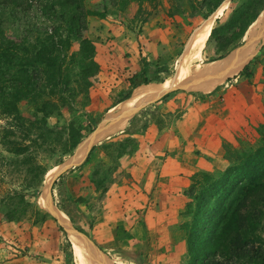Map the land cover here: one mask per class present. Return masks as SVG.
<instances>
[{
	"label": "rangeland",
	"instance_id": "1",
	"mask_svg": "<svg viewBox=\"0 0 264 264\" xmlns=\"http://www.w3.org/2000/svg\"><path fill=\"white\" fill-rule=\"evenodd\" d=\"M11 1L0 0L4 43L11 42L15 47L37 44L36 50H39L41 38L53 36V41L58 42L57 52L49 58L62 69L63 77L54 91L46 75L39 74L41 85L47 89L43 99L52 105L46 122L32 101H23L19 104L21 114L34 122L35 127L15 130L10 136L11 119L0 115V264H75L73 251L72 256L68 255L67 235L39 204L46 175L36 201L30 185L37 173L31 171L40 165L48 172L67 161L114 108L119 96L129 91L131 76L145 64L167 65L173 74L166 79V73L151 74V77L157 75L161 80L165 79L151 85L170 84L175 77L178 57L190 35L221 0H85L86 9L107 15L104 18L88 16L84 23L80 18L81 0H75L72 7L69 4L74 0H15L12 7ZM227 2L214 22V35L201 52L202 62L219 58L234 46L242 45L247 25L264 7V0ZM150 18L158 27L163 26L164 32L168 30L170 36L168 42L165 37V41H160L164 46L147 51L142 49L145 44L142 45L141 40L145 23ZM263 24L264 9L249 43L258 38ZM84 39L91 40L96 47L93 60L84 59L81 51ZM61 41L62 45L59 44ZM122 47L124 52L120 50ZM262 48L254 58L249 77L238 75L242 68L231 74V78L237 76L216 89V94L211 95L216 91H212L215 86L205 89V93L193 94L195 102L208 104L209 112L215 114L209 121L220 128L224 158L230 157L232 163L242 155L241 152H249L260 145L258 128L264 123ZM19 57L24 63L29 61L24 53L20 52ZM173 93L166 102L160 99L134 117L130 114L119 119L115 127L119 133L99 141L88 164L82 167L81 163L71 169L52 186L51 198L56 209L62 211L59 206L65 207L83 230L89 231L92 225L95 226L106 246L102 250L116 264H187V246L181 225L188 220L183 213L191 202L190 185L177 192L181 200L175 202L163 199V194L151 197L144 192L138 180L150 178L146 175L147 163L145 169L142 166L137 174H133L139 156L150 158L147 151L138 153L142 151L141 146L168 143L172 137H179L177 132L172 133L173 123L188 112V99L183 98H188L192 92L177 90ZM177 96L182 100H175L180 107L174 114L167 111L165 105ZM229 104L243 108V113H236ZM138 120L136 128L140 129L131 133ZM207 123L204 119L205 125L200 129L212 126ZM209 130L211 132V129H204V135ZM147 133L149 137L142 141ZM185 136L181 135L182 142L186 141ZM189 140L182 145L178 155L182 162L200 148ZM13 141L29 146L26 156L16 157L9 152L8 142ZM205 147L206 143L201 149ZM230 165L228 162L227 168ZM151 169L154 171L152 165ZM219 171L222 170L210 174L216 175ZM153 177L159 175L154 173ZM9 212L15 220L11 221V216L7 218Z\"/></svg>",
	"mask_w": 264,
	"mask_h": 264
},
{
	"label": "trees",
	"instance_id": "2",
	"mask_svg": "<svg viewBox=\"0 0 264 264\" xmlns=\"http://www.w3.org/2000/svg\"><path fill=\"white\" fill-rule=\"evenodd\" d=\"M84 1L81 0L82 3H80V18L82 17L83 19L81 23H84L88 16L106 17V12L86 9ZM224 1L221 0L209 12L205 20ZM14 2L15 0L11 1V7ZM74 3L75 0L69 4V7H72ZM263 9L264 7L260 12ZM259 14L247 25L244 31L247 38L250 37L256 26ZM70 25H73L72 22ZM41 33L39 32V34ZM214 33L215 30L212 29L211 36ZM5 38V32L2 29L0 20V115L11 119L12 128L10 127L9 132H7L10 136H13L12 133L15 130L34 129L35 127L34 122L22 116L19 107L21 102L32 101L37 112L43 113L45 122L48 116L51 115L49 107L52 105L49 101L43 99L47 89L41 85L42 79L39 74L46 75V79L48 83L52 84L51 88L54 91L63 75L59 65L57 63L53 64L51 58H49V56L57 52L58 42L55 43L53 41V36L45 39L41 38L42 43L39 50H36L38 48L37 44H20L15 47L11 42L4 43ZM59 44L62 45V41ZM236 46L231 50L236 48ZM262 49H264V46ZM81 51L84 54V59L93 60L96 54V47L91 40L84 39L82 40ZM20 52L24 53L25 58L29 60L27 63H24L19 57ZM227 54L219 58L209 59L208 62L224 58ZM255 59L238 75L249 77ZM155 73H166V79L173 74V71L169 70L167 65L145 64L143 69L131 78L129 91L121 95L113 107L130 99L133 90L135 91L139 87L149 86L151 83L165 80H161L157 75L156 77H151V74ZM220 88L218 87L217 89L219 90ZM218 90L211 95L216 94ZM173 95L174 93L166 95L161 102H166ZM258 133L261 137L260 145L249 152H241L242 155L237 157V160L233 163L230 162L229 157L227 160L231 163L229 168L219 171L216 175L200 172L192 176L188 192L191 202L187 204L183 213V216L188 218V220L181 225L187 246V264H264V123L258 128ZM8 144L9 152L16 157L24 154L26 156L29 151V146L24 143L13 141L8 142ZM95 151L96 147L90 151L82 167L89 163ZM31 172L37 173L34 176L33 183L30 185L32 196L37 201L40 195V186L47 171L43 166L39 165L35 166ZM62 176L60 177L62 178ZM59 208L69 216L71 221L64 212L59 211L67 222L70 224L72 222L76 229L90 237L89 233L77 225L75 217L65 207L59 206ZM12 215L13 213L10 214V212L7 214L8 219L11 216V221L15 220ZM60 230L66 234L62 227H60ZM67 246L70 250L68 255L72 256L71 243L68 238Z\"/></svg>",
	"mask_w": 264,
	"mask_h": 264
},
{
	"label": "bare ground",
	"instance_id": "3",
	"mask_svg": "<svg viewBox=\"0 0 264 264\" xmlns=\"http://www.w3.org/2000/svg\"><path fill=\"white\" fill-rule=\"evenodd\" d=\"M228 0L206 20L198 25L192 36L185 44L181 57H178L175 77L170 84L149 85L137 88L129 101H124L117 108L109 110V120L112 126L109 132L100 135L99 140L105 136L115 135L119 132L115 127L117 121L125 115L136 116L150 105L158 102L168 92H172L176 87L186 88L189 92L205 93V89L215 86L212 91L228 82L231 74L244 69L260 52V46L264 42V24L258 38L251 43V38L244 37L243 44L233 50L224 58L213 62H202L201 52L204 50L217 17L224 11ZM263 10L260 12V14ZM258 15V17L260 16ZM257 17V18H258ZM257 20V19H256ZM247 32V31H246ZM258 47V48H257ZM243 69L241 71H243ZM241 73V72H240ZM236 77V76H235ZM116 107V106H115ZM88 149H82L76 154H72L67 161L54 167L46 173V183L43 187V194L39 204L46 212L56 220L57 224L63 228L68 240L71 243L75 264H116L113 259L99 248L94 241L77 230L74 225L65 220L62 214L56 209L52 201L51 187L56 179L66 170L77 167L85 160Z\"/></svg>",
	"mask_w": 264,
	"mask_h": 264
},
{
	"label": "crops",
	"instance_id": "4",
	"mask_svg": "<svg viewBox=\"0 0 264 264\" xmlns=\"http://www.w3.org/2000/svg\"><path fill=\"white\" fill-rule=\"evenodd\" d=\"M163 28H164L163 26L158 27L153 21V18H150V20L145 23V27H144L145 33L142 38L143 40H141L142 45L145 44V46L144 47L142 46V49H145L147 51H152L156 49L157 46H161V45L164 46L163 42L160 41H165L164 39L165 37L168 38L167 40L168 42L170 33L168 32V30L164 32ZM123 41L126 42L125 39ZM134 47L135 46H133V48ZM120 50L124 52L125 48L122 47L120 48ZM141 54L144 57L146 55L145 52L143 51L141 52ZM148 61L149 59H147V62ZM142 69L143 68H139L138 70H136L134 74L131 76V78L134 77L136 74H138ZM196 93L197 92H192L191 94H189L188 98H183L184 100L188 99V105H189V107H187L188 112H185L183 116L179 117L178 119H175L173 123L172 133L175 134L177 132V135H179V137H174V138L172 137L171 141L168 143L157 142L153 144H145V146H141L142 148H140L142 151L139 150L138 152V153H143L144 151H147V153L150 155L149 156L150 158L148 160L147 159L148 156L147 157L139 156L138 159L139 162L133 167L134 170L133 174L135 172L137 174L138 171L142 168V166H144L145 169V163H147L148 166H147L146 175H148L150 178H148L147 180H141V181L138 180V181L144 187V192H147V194L151 195V197L157 194L158 196H161L163 194V199H170V201L178 202L181 199H180V194H177V192L191 185L190 178L193 175L200 172L211 173L217 170H225L228 167L227 166L228 162L224 158L225 152L223 151V148L221 146V140H220L221 130L218 126H214L217 124H214L211 121H209L213 119V117H215V114H211L209 112L210 109L208 104L205 103L200 104L199 102H195L196 101L195 95H198ZM120 97L121 95L119 96V98ZM176 99L182 100L180 96H177L175 97V99H173L171 102H168L165 105L167 111H172L174 114L180 107L178 104L175 103ZM237 99L238 97L236 98V100ZM231 106H233V104H229V108ZM234 111L236 113H238V111L239 112L242 111L243 113V108L240 109L238 107L237 108L234 107ZM206 115L207 118H205ZM252 117H253L252 118L253 121H255L254 114L252 115ZM204 119H206L207 122L212 124V126H209V128L205 127L203 129H200L202 125L204 127V125L206 124V123L204 124ZM183 120L184 123L182 124L181 122ZM235 121L238 120L236 119ZM138 122L139 120L136 122L135 128L131 130L133 131L131 133L137 132L140 129V128H136ZM204 129H211V132L209 130V132H207V134L204 135L203 133ZM181 135H186L185 137L187 139L185 142H188L190 141L189 139H191L192 142L190 143H192L193 145L200 146V148H197L196 150V151L200 150V153L198 154L195 151L189 154V156H187L184 159L185 160L184 162H182L183 161L182 158L178 159V155L180 154L182 145L185 143L181 141L180 139ZM148 137L149 134L147 133L141 139L142 141H144V138H146L147 140ZM205 143H206L205 149L203 148L201 149V147L204 146ZM164 151L169 153H164ZM151 165L154 167L155 172L151 169ZM144 169L142 170V172H144ZM155 169L158 170L156 171ZM154 173L156 175H159V177L154 179L153 177ZM76 222L78 224L77 219ZM84 231L90 234V238L94 241V243H96L97 246H99L103 250L106 248L101 238H99V236L97 235L95 226L92 225L91 230L89 231L84 230Z\"/></svg>",
	"mask_w": 264,
	"mask_h": 264
},
{
	"label": "water",
	"instance_id": "5",
	"mask_svg": "<svg viewBox=\"0 0 264 264\" xmlns=\"http://www.w3.org/2000/svg\"><path fill=\"white\" fill-rule=\"evenodd\" d=\"M221 6V5H220ZM211 16V15H210ZM209 16V17H210ZM208 17V18H209ZM195 31V30H194ZM193 31V32H194ZM193 34V33H192ZM192 34H191V36H192ZM190 36V37H191ZM189 37V38H190ZM264 46V42H262V44H261V46H260V49L262 48ZM185 47V46H184ZM180 57H181V55H180ZM179 57V58H180ZM245 69V68H244ZM177 90H185V91H187L186 90V88H181V87H176L174 90H172V92H168L166 95H168V94H171V93H173V92H175V91H177ZM189 92V91H188ZM198 93V92H197ZM165 95V96H166ZM165 96H163V97H165ZM132 98V97H131ZM130 98V99H131ZM130 99H128V100H126V101H129ZM121 104V103H120ZM119 106V104L116 106V107H114V108H117ZM109 114V113H108ZM111 126H112V123L110 122V120H109V115H106L105 116V118H104V120L98 125V127L95 129V130H93L90 134H89V136L86 138V140L84 141V142H82L78 147H77V149H76V151H75V154L78 152V151H80V150H82V149H88V154L90 153V151L94 148V146L99 142V141H101L102 139H104V138H109V137H111L112 135H109V136H105V137H103L101 140H99V137H100V135H102V134H105V133H107V132H109V130H110V128H111ZM88 154H87V156H86V158H85V160L87 159V157H88ZM85 160L83 161V163L85 162ZM82 163V164H83ZM81 164V165H82ZM74 168H76V166L75 167H72V168H69L68 170H66V172H64V173H62L61 175H63V174H65V173H68L71 169H74ZM60 175V176H61ZM60 176L58 177V178H60ZM57 178V179H58ZM56 179V180H57ZM56 182V181H55ZM54 185V184H53ZM52 185V186H53ZM51 193H52V187H51ZM71 221V220H70ZM72 223V222H71ZM75 227V226H74ZM78 230V229H77Z\"/></svg>",
	"mask_w": 264,
	"mask_h": 264
}]
</instances>
